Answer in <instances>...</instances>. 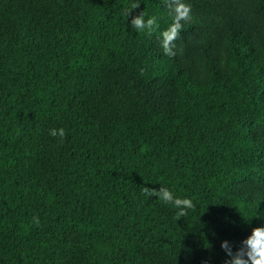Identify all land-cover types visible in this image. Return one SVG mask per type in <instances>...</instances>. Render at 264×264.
<instances>
[{"label":"trees","instance_id":"trees-1","mask_svg":"<svg viewBox=\"0 0 264 264\" xmlns=\"http://www.w3.org/2000/svg\"><path fill=\"white\" fill-rule=\"evenodd\" d=\"M182 2L167 56L165 0H0V264H225L264 227V0Z\"/></svg>","mask_w":264,"mask_h":264},{"label":"clouds","instance_id":"clouds-1","mask_svg":"<svg viewBox=\"0 0 264 264\" xmlns=\"http://www.w3.org/2000/svg\"><path fill=\"white\" fill-rule=\"evenodd\" d=\"M140 3L131 4L130 8L125 12L126 19L132 10L139 7ZM165 4L170 10V14L174 13V20L170 27L164 30L161 36V47L163 54L167 56L175 55V41L183 30V22L192 20L191 6L183 3L182 0H165ZM131 27L137 32H147L152 35L159 28L158 18L150 16L145 20V13L141 11L138 15L131 19ZM50 135L53 137L59 136L63 139L66 135L63 128L51 129ZM142 193L145 196H156L165 204H170L179 209L176 212V219L186 217L187 209H194L196 205L190 198H177L166 187L161 186L159 190L156 188L144 187ZM34 223L39 226L40 220L38 217L33 218ZM221 247L226 251L230 259L225 261V264H264V227H255L252 229L251 235L241 241L240 247L233 252L232 247L227 240L221 242ZM247 257V259L245 258Z\"/></svg>","mask_w":264,"mask_h":264}]
</instances>
